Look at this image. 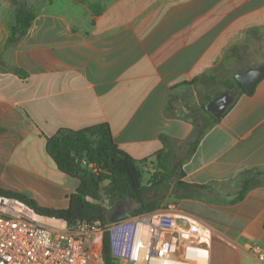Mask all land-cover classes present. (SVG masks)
Returning <instances> with one entry per match:
<instances>
[{
    "label": "crops",
    "instance_id": "0c3cea01",
    "mask_svg": "<svg viewBox=\"0 0 264 264\" xmlns=\"http://www.w3.org/2000/svg\"><path fill=\"white\" fill-rule=\"evenodd\" d=\"M20 6L33 19L7 45ZM262 64L264 0H0V189L67 208L79 180L46 149L60 129L108 124L143 170L165 137L185 147L181 180L207 186L166 208L210 227L211 264H262L264 76L250 93L235 83ZM228 89L214 121L206 105Z\"/></svg>",
    "mask_w": 264,
    "mask_h": 264
},
{
    "label": "built area",
    "instance_id": "2783aa9c",
    "mask_svg": "<svg viewBox=\"0 0 264 264\" xmlns=\"http://www.w3.org/2000/svg\"><path fill=\"white\" fill-rule=\"evenodd\" d=\"M105 233L115 264H211L210 227L174 206L69 224L0 194V264H102ZM249 251L264 264V245Z\"/></svg>",
    "mask_w": 264,
    "mask_h": 264
},
{
    "label": "trees",
    "instance_id": "16d2710c",
    "mask_svg": "<svg viewBox=\"0 0 264 264\" xmlns=\"http://www.w3.org/2000/svg\"><path fill=\"white\" fill-rule=\"evenodd\" d=\"M32 19L31 10L24 6L17 8L15 24L11 28L6 44L23 37ZM12 71L23 74L18 68H12ZM235 83L241 87L237 81ZM204 111H206L205 106ZM213 120L217 121L218 118L213 117ZM161 140L163 147L155 155L157 171L152 173L145 183L143 165L146 160H136L119 149L108 124H97L80 130L60 129L47 138L46 149L60 171L79 180V185L69 196L68 207L44 208L20 193L0 189V194L19 198L36 211L63 218L69 224L97 220L106 223V210L116 199L123 196H133L142 203L140 208L129 213L134 215L157 210L169 195L174 199L194 197L192 193L194 189L202 190L207 186L192 185L182 181L184 172L180 170V164L169 165L170 141L165 137H161ZM89 163L93 166L90 167ZM176 169H179L178 174H175ZM249 181L245 180L230 203H235L244 197L253 186ZM101 255L102 264H115L108 233L103 237Z\"/></svg>",
    "mask_w": 264,
    "mask_h": 264
},
{
    "label": "water",
    "instance_id": "95a60500",
    "mask_svg": "<svg viewBox=\"0 0 264 264\" xmlns=\"http://www.w3.org/2000/svg\"><path fill=\"white\" fill-rule=\"evenodd\" d=\"M264 76V64L258 67H250L247 70L235 75V79L246 92L252 91L256 82ZM234 101V95L228 89L218 97L210 100L206 109L216 118H220ZM141 202L133 196H123L116 199L106 210L105 217L107 222H116L119 218L129 214L141 206Z\"/></svg>",
    "mask_w": 264,
    "mask_h": 264
},
{
    "label": "rangeland",
    "instance_id": "374dc122",
    "mask_svg": "<svg viewBox=\"0 0 264 264\" xmlns=\"http://www.w3.org/2000/svg\"><path fill=\"white\" fill-rule=\"evenodd\" d=\"M185 155V147H183L181 144H174L171 145V159L169 162L170 166H174L176 164H179V162L182 160V158ZM156 163L154 165H147V168L144 169V182L147 183L151 174L157 171ZM179 173V169L175 170V174ZM164 202L175 203L176 200L173 197H168ZM165 203H162L159 208H166L168 206Z\"/></svg>",
    "mask_w": 264,
    "mask_h": 264
}]
</instances>
